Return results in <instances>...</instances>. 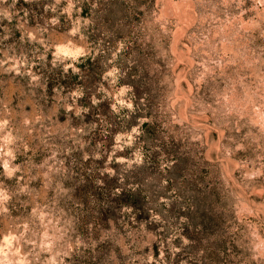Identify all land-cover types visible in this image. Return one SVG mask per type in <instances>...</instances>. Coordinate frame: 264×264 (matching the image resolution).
<instances>
[{
  "label": "rangeland",
  "instance_id": "rangeland-1",
  "mask_svg": "<svg viewBox=\"0 0 264 264\" xmlns=\"http://www.w3.org/2000/svg\"><path fill=\"white\" fill-rule=\"evenodd\" d=\"M85 1L0 0V264H264V0Z\"/></svg>",
  "mask_w": 264,
  "mask_h": 264
},
{
  "label": "trees",
  "instance_id": "trees-1",
  "mask_svg": "<svg viewBox=\"0 0 264 264\" xmlns=\"http://www.w3.org/2000/svg\"><path fill=\"white\" fill-rule=\"evenodd\" d=\"M92 1H85L82 4V10H81V15L86 18V17H93V16H100L101 13H106L110 16V19H121V20H127L130 21L131 17L129 16V9H130V5L129 3L124 2L123 0H101L96 7H92ZM121 34H116V36H120ZM97 37H99L98 34H91L87 36V39H90L93 41L97 42ZM92 38V39H91ZM99 52H96V49L93 48V50L91 51V53H87L84 54L82 56H80L79 58L81 60H87L86 62L88 63H93V62H99L101 60H106L109 55L110 52L103 46V44H100L99 48H98ZM134 52L136 53L137 57H141L142 56V51L141 49H137L134 50ZM122 53H120L119 55H121ZM73 69L70 68L68 70V74H70V72H72ZM85 71H87V68L83 65L80 64V69L75 72V78H85ZM132 72H128L123 78L122 81H125L126 83L130 84V85H134L135 84V79L132 78ZM79 83H82V87H85L84 85V80H81ZM60 84L63 87H72L73 86V81L68 80L67 78H61L60 80Z\"/></svg>",
  "mask_w": 264,
  "mask_h": 264
}]
</instances>
